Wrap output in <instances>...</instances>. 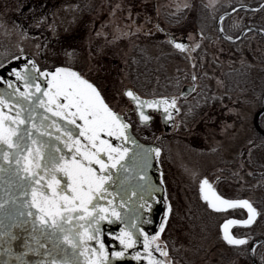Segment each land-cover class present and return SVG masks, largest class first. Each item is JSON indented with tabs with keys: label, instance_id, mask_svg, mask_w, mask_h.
Segmentation results:
<instances>
[{
	"label": "snow or ice",
	"instance_id": "1",
	"mask_svg": "<svg viewBox=\"0 0 264 264\" xmlns=\"http://www.w3.org/2000/svg\"><path fill=\"white\" fill-rule=\"evenodd\" d=\"M171 43L177 49L187 48L175 39ZM12 72L22 82L23 90L13 88L16 82L11 80L5 81L8 91L0 89V207L8 200L22 205L19 214L27 213L33 229L27 234L33 239H26L22 245L24 252L44 257L23 260L21 264H113V257L126 255V249L139 244L140 239L133 230L138 227L137 220L128 222L127 214H121L112 197L120 195L124 181L131 178L130 172L146 177L151 154L158 157L161 149L140 145L131 135L129 120L73 67L41 69L33 59L12 68ZM124 94L134 103L141 124L152 119L145 109L163 108L171 115L177 103L175 97L142 98L131 88ZM129 144L135 147L129 148ZM154 187L148 181L141 191L152 195ZM199 192L211 209L242 206L247 210L245 218L229 216L220 225L225 241L244 244L248 238L236 236L229 229L232 225H251L256 220L260 213L253 203L226 198L207 176L199 179ZM18 196L23 199L18 200ZM119 203H123L122 198ZM170 209L168 205L154 233L139 227L143 248L132 254L141 264H170L154 255H168L167 248L160 247L159 237ZM112 218L120 220L121 227L119 233L109 234L115 235L122 247L109 252L101 239L100 222ZM37 234L53 240L51 248L45 245L43 252L33 248L32 244L38 243ZM4 235L0 232V236ZM89 241H95L98 247Z\"/></svg>",
	"mask_w": 264,
	"mask_h": 264
},
{
	"label": "rangeland",
	"instance_id": "2",
	"mask_svg": "<svg viewBox=\"0 0 264 264\" xmlns=\"http://www.w3.org/2000/svg\"><path fill=\"white\" fill-rule=\"evenodd\" d=\"M236 1L250 3L255 0ZM224 2L226 0H0V68L21 56L34 59L41 69L73 67L100 89L111 107L125 113L133 121L132 106L122 94L125 87L131 86L126 74L128 59L136 45L146 46L149 53L158 54L160 43L162 51L164 47L161 41L167 39L163 31L177 36L187 34L189 47L184 54L191 58V63L195 58L194 49L204 44L203 49H207L208 53L201 54L202 62L215 58L227 61L230 67L247 63L254 68H264V40L254 35L242 41L238 47L239 53H235L227 43L215 36L208 43L199 42L202 37L193 23L183 32L180 28L182 23L170 24L163 18L164 12L181 9H191L201 16ZM238 14L236 12L232 17L237 20ZM255 15L264 25V9L258 10ZM157 26L163 31L159 32ZM165 67V73L170 77H180L181 72L188 71L190 66L186 61L173 57ZM214 80L218 83L217 77ZM107 85L109 88L106 89ZM251 108L248 109L250 115L244 134L247 130L251 134ZM236 112L234 107L229 108L232 116ZM199 118L196 127L203 129L200 134L207 138L206 142L193 143L194 122L181 127L175 124L167 134L164 165L172 182L167 178L171 185L164 193L165 206L171 205V209L159 237L160 247L168 250V255L163 258L170 264H243L240 257H231L223 263L219 262L221 260H216V263L211 261L213 241V253L221 250L216 240L217 225L225 214L209 212L204 205L192 201L189 194L194 192L202 174L214 176L222 168V161L227 162L230 152L226 147L231 149V144H236L237 139L233 134L236 135L237 126L232 122L219 123V108L209 110ZM152 121L160 147V123L157 118ZM249 136L244 138V145H247ZM205 143L208 147L206 150ZM194 146H199L198 152L194 151ZM157 160L159 164L160 154ZM250 174L249 171L239 175V179L244 181V189L239 184V192L256 202V185L249 180ZM157 230L152 225L149 234ZM247 231L264 233V216L257 218Z\"/></svg>",
	"mask_w": 264,
	"mask_h": 264
},
{
	"label": "flooded vegetation",
	"instance_id": "3",
	"mask_svg": "<svg viewBox=\"0 0 264 264\" xmlns=\"http://www.w3.org/2000/svg\"><path fill=\"white\" fill-rule=\"evenodd\" d=\"M260 1L262 0H255L247 4L252 5ZM224 3L228 5V7L224 9V10H227L238 4H241L242 2H239L236 0H226V2ZM237 11L227 15L226 16L227 18L224 22L227 30L237 29V33L235 34L227 33V34L235 36L238 34V32L241 29H243L246 26H258V27L264 28L263 27L264 25L257 19L255 15V12H257L258 10L256 11L247 10L249 12H245L244 10H241L239 11L238 19L235 20V18H233L232 15H234ZM214 27H215V24H214ZM157 29L159 32L160 30L163 31V29L160 28V26H157ZM250 31H253V30L248 29L239 39L231 41V42L238 41L241 38H242V41H244L247 37L251 35H254V36L257 35L255 31H253V33ZM163 33L166 34L167 36L166 40L168 41V43L171 45V47L174 50L181 51L184 53L188 51L189 43L187 41L186 33L181 34V36L173 35L171 33L173 37L172 39L178 40L187 45V48L183 50L177 49L171 43V39H169L168 37V31H163ZM184 34L186 35V40L182 41L180 39L182 35ZM256 37L259 38L258 36ZM200 39L201 41L199 42L204 41L203 38H200ZM212 39L214 38L205 40V43L212 41ZM249 39L252 40L253 38L250 37ZM242 41L240 42V44L242 43ZM141 49H142L141 46H139V47H135L133 51L135 50L141 51ZM197 49H198L197 47L194 49L195 51L194 56L197 53ZM158 55L160 58V43H159ZM195 58L192 61L193 67L195 64ZM227 68H228L227 61L225 62L223 61L222 62V73H214V71H210L209 73H195L193 70L192 73H184L183 76L180 75V77H183V80L180 83L178 79L180 78L179 75L170 77L167 73H160V72L157 73L158 86L161 88H164L165 90L162 93L157 94L156 96L175 97L177 103H176L175 108L172 110L171 115H169L163 108L159 109L158 112L149 111V113L152 119L157 118L158 122L160 123L161 152H160L159 168H160V181L163 180V183H162L163 193L167 192L168 190L167 188L169 187V185H171L169 183L170 181H166L167 178H169L172 182L171 176L168 177L166 174L167 167L166 165H164V154H165V148H166L165 147L166 138L168 137L167 134H169V132L172 130L175 124H178V127L179 126L181 127V125H185L186 123L194 122L193 129L195 130V132L193 135L194 139H192L193 143H204L207 141V138L206 139L203 138V136L200 134L203 131V129L197 128L196 123L200 119L199 117H201L203 114H205L209 110H212V109L216 110L219 108L220 110V118L218 119L219 123L232 122L236 124L237 133L236 135L233 134V136L236 137L237 142L236 144H231V149H227L226 147V150L230 152V157H227V162L225 163L224 160L222 161V168L219 169L218 173L214 176L202 174L197 180L194 192L193 193L191 192L189 194L191 195L190 198L192 199V201H196L204 205L208 209L209 212L225 214L217 225L218 236L216 237V240L218 241V244H219L218 249L221 248V250L220 252L213 253L212 248H214V245H215L213 241L212 248L210 250L211 261L216 263V260H221L219 262L223 263L225 262L226 259H229L231 257L232 258L240 257L242 259V262L244 261L243 264H253L250 258V255H249V244L254 238L258 236H264V233L256 234V233L247 231L255 223L256 220L251 225H232L230 227V231L234 235L244 236V237H247L248 239L246 240L244 244H240V245L229 244L222 237L220 225L224 221V219H227L229 216L235 217L237 219L243 218L245 216L244 209L242 207L235 206L234 208H229L227 210L215 211V210L208 208L207 202L201 200L200 194H199V179L202 176H207L209 180L213 182V186L217 189V191L221 195L225 196L226 198H234V199L247 198L243 192H239L240 190L239 184H242L241 188L244 189V181L241 178L240 179L242 181H240L239 175H243L244 172L250 171L251 174L249 176V180H253L256 185L254 190L256 189L257 198H255L256 202H254L253 204L258 209V212L260 213L257 216V218L264 216V206H263L264 163L262 162V159H264V134L261 132V130L264 131V108L261 112H259L257 116V120H256L257 125L260 128V130L254 125V116L256 112L262 108L263 103H264V95H263L264 93V73L261 71H249V70L246 72H242V73H225V70ZM49 70H54V69L49 68ZM126 74L129 79L131 75L137 74V73H126ZM214 77L218 78V83L215 82ZM202 82H204V87H202L201 85ZM130 85H131L130 86L131 88L136 90L133 87L131 81H130ZM187 85L188 86L192 85L191 89L185 95H181L180 92L184 89V86H187ZM107 88H109L108 85L106 86V89ZM137 92L140 95L145 96V97L151 96V95L141 94L139 91ZM230 107H234L236 109L237 111L236 115L232 116V114L229 113ZM250 108L252 109L251 116H250V123H249V129L251 130V134L250 132L248 133V130H247V133L244 134L245 126H247L246 123L250 115V110L248 109ZM132 111L134 114V119L136 120V115H135L133 107H132ZM123 115L126 118L125 113H123ZM162 119L168 124L167 129L164 128ZM136 123L138 125H143L137 122V120H136ZM248 135H250L251 137L249 136L247 145H244V138ZM210 139L211 138L209 137V140ZM194 147L196 148V146ZM198 147L194 151L198 152V149H200ZM207 148L208 147L206 146V143H205L204 149L206 150ZM198 160L201 161V159H198ZM207 168H210V166H208ZM173 186H174V183H173ZM177 190L178 188L175 190V194ZM230 191H232L233 193H231ZM164 203H165V200H164ZM160 211L162 212L161 207H160ZM263 244H264V240L259 241L255 244L253 248V255L256 258V260L259 262V264H264ZM154 255L160 257L161 259H164L163 256H161L159 252H154ZM144 264H146V262H144Z\"/></svg>",
	"mask_w": 264,
	"mask_h": 264
},
{
	"label": "water",
	"instance_id": "4",
	"mask_svg": "<svg viewBox=\"0 0 264 264\" xmlns=\"http://www.w3.org/2000/svg\"><path fill=\"white\" fill-rule=\"evenodd\" d=\"M263 5H264V0L258 2L255 5L238 4L230 9L220 12L215 19V27L217 32L220 34L221 37H223L226 40H236L240 38L242 34L248 29L254 30L259 34L264 35V29H261L257 26H246L243 29H241L236 36H232L234 37L233 39H228L229 35L225 34L224 31H221L222 27H221V19H220L221 16L224 17L225 15L232 13L236 9L243 8L249 10H256ZM169 38L172 39V36L170 35ZM184 39L185 37L181 38V40ZM29 60L30 59L28 57H20L14 61L8 62L3 67H1L0 77H2L3 79H0V89H4L8 91L9 90L8 85L5 83V81L11 80L16 82V84L13 85V88L19 86L21 90H23V84L22 82L18 81V78L12 72V68H19L22 64L27 63ZM40 79L43 80V77H41ZM45 86H46V81H45ZM191 87L192 85L184 86V89L180 92V94L184 93L183 95H185L191 89ZM127 88H131V87H126L124 88V90ZM124 90H123V95L132 103L133 109H135L134 103L131 101L129 97H127L124 94ZM153 97L156 96L142 97V98L150 99ZM263 108H264V103L262 108L259 109L254 116V125L259 130L260 128L258 127L256 120L259 112H261ZM5 110L7 111V109ZM150 110L159 111V109H145L147 113ZM12 114H14V112ZM135 115L139 122L138 114L135 113ZM149 122L145 124H148ZM163 126L165 129L168 128V124L164 120H163ZM53 131H55V129H53ZM261 132L264 134V131L261 130ZM131 135L135 137V139L138 141L140 145H146V146L150 145L152 147H157L154 142H145L137 138L136 135H134V133L132 132V130H131ZM127 146L129 148L135 147L134 145L131 144ZM151 156H152L150 161L151 166L146 169V177H142L138 172H130L129 176L131 178L124 181L120 195L112 197L113 199L117 200L119 204V211L121 212V214L122 215L127 214L126 219L128 222H131V220L133 219L137 220L138 227L134 228L133 230L136 232V235L140 239L139 244L134 245L133 248L126 249V255L121 257H113L112 258L113 264H141V261L137 260L135 256L132 254L134 251H139L143 248V236L139 232V227H142L149 232L150 227L152 225L154 227H157L160 221L161 218L160 207L163 206V199H162L163 187L159 180V170L155 162V153L153 152ZM4 163L7 162L5 161ZM148 181H150L151 184L155 186L152 195H148L147 192L141 191V186H146ZM121 198L123 199L122 204L119 203ZM141 198H143L144 202H142ZM5 199H7V197H5ZM17 199L22 200L23 197L18 196ZM229 199H234V198H229ZM236 199H247V198H236ZM201 200L203 199L201 198ZM149 204L151 205V207L148 206ZM263 206H264V196H263ZM21 208L22 205L16 204L11 200H8V202L4 206L0 207V232L5 233L4 236H0V264H21L23 260L36 261V260L44 259L42 255H38L34 252H27V253L24 252V248L22 247V245L26 239H33L31 235H27L28 233H32L33 229H32L31 218L27 216V213L25 212L24 216H20L19 213ZM244 211L246 217L247 210L244 209ZM24 221H27V223H24ZM120 227H121V221L115 218L100 222L101 239L104 240L105 245L108 248L109 252L114 250H119L122 247L120 245L119 240L116 239L115 235L109 234V233H119ZM221 234H222V230H221ZM13 235L15 236V238H13ZM37 239H38V243L34 242L32 244V247L33 248L39 247L41 252L45 250V245L51 248V246L54 243L53 240H49L47 239V237L39 234H37ZM262 240H264V236H258L254 238L249 244V255L253 264H259V262L256 260V258L253 255V248L257 242ZM59 243L63 244L64 242L60 241ZM89 243L92 244L94 247H98V245L95 244V241H89ZM66 247L70 248V246H66ZM21 253H23L22 256L20 255ZM69 255H71V253H69Z\"/></svg>",
	"mask_w": 264,
	"mask_h": 264
},
{
	"label": "trees",
	"instance_id": "5",
	"mask_svg": "<svg viewBox=\"0 0 264 264\" xmlns=\"http://www.w3.org/2000/svg\"><path fill=\"white\" fill-rule=\"evenodd\" d=\"M228 5L225 3H221L217 8L213 10L207 11L205 14H202L201 16L199 13H194L191 9H181L175 12H164L163 18L167 23L170 24H180L181 29L183 32L187 31V29L190 28L192 23L196 26V28L199 29V34L203 38V42L205 43V40H209L215 36L220 41H223L229 45L232 51H235V53H239V44L242 41V38L235 42H228L222 39L218 33L215 31L214 27V20L216 15L227 8ZM264 9V7H262ZM245 12H249L247 10H244ZM205 17L204 20L202 18ZM227 17H224L222 20V27L226 33L235 34L237 33V29H229L227 30L225 27V20ZM206 20V21H205ZM264 27V26H263ZM253 33V31H250ZM256 36L259 37V39L264 40V36L257 34ZM164 49L160 51V58L157 53H149L146 50V46H141V51L135 50L133 52V55L129 57L128 64H127V72L128 73H137L131 75L129 77V80L131 81L133 87L139 91L140 93L144 95H157L159 93H162L165 89L158 86V81L156 79L157 73H165V65L172 59L173 57L177 58L181 61H186L187 64L190 66L188 71H182L181 76L184 75V73H192L194 70L195 73H209L210 71H217L218 73H222V61L211 58L209 61H201V54L208 53V50L203 49V45L197 49V53L195 55V64L194 67L192 66V63L190 62L191 58L186 57L184 52L176 51L174 50L171 45L168 43L167 40L161 41ZM139 47L138 45L134 46ZM261 71L264 73V68H254L252 65H249L247 63H241L237 66H228V68L225 70V73H242L246 71ZM179 83L182 82L183 77L178 78ZM142 81V82H141ZM146 82V83H144ZM202 87H204V82H202ZM153 86V87H151ZM177 86V85H175ZM179 86V84H178ZM126 118L130 121L132 125L133 132L142 140L144 141H155L159 142V139H156L155 136V126L153 121L147 125H138L134 120L132 121L129 117L126 116Z\"/></svg>",
	"mask_w": 264,
	"mask_h": 264
}]
</instances>
